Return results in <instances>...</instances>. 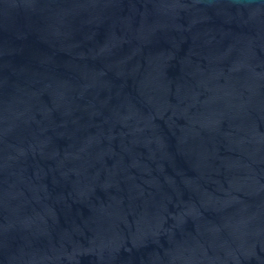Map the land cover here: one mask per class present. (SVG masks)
Instances as JSON below:
<instances>
[{
	"label": "water",
	"instance_id": "water-1",
	"mask_svg": "<svg viewBox=\"0 0 264 264\" xmlns=\"http://www.w3.org/2000/svg\"><path fill=\"white\" fill-rule=\"evenodd\" d=\"M0 264H264V0H0Z\"/></svg>",
	"mask_w": 264,
	"mask_h": 264
}]
</instances>
